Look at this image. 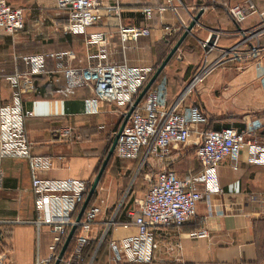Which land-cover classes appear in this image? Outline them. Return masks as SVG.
Here are the masks:
<instances>
[{
    "label": "crops",
    "instance_id": "1",
    "mask_svg": "<svg viewBox=\"0 0 264 264\" xmlns=\"http://www.w3.org/2000/svg\"><path fill=\"white\" fill-rule=\"evenodd\" d=\"M100 1L103 10L108 6L117 7L118 14L105 18L89 32L107 34L108 62L133 67H158L173 49L172 44L183 37L203 11L200 26L195 27L164 70L158 86L167 88L169 105L191 86L182 110L198 105L210 118L221 120L213 122L215 130L232 127L243 132L255 119L264 123V39L261 50L256 52L257 41L249 37L258 18L251 17L239 25L229 14V8L243 0H173L172 4L169 0ZM253 1L264 8V0ZM8 2L15 7L27 5L28 10L35 2L45 9H55L57 16L64 18L54 38L37 48L39 53L72 52L74 59L65 62L76 67H87L94 62L97 48L87 45L84 35L70 36L64 32L68 14L56 9L55 0H30L27 4L26 0ZM147 10H152L150 16ZM119 25L147 27L151 36L123 46ZM23 31L11 38L0 30V106L12 103L19 92L24 107L34 113L35 116L26 121L28 137L34 144L32 154L54 160V167L43 177L52 180L74 178L93 184L108 145L111 140L114 142L124 122L123 111L115 104L100 102L99 113L88 114L87 103L93 99V93L89 89H69L61 74L58 81L55 80L58 75L54 73L62 63L58 59H50L47 64V70L54 77H35L31 89L22 81H12L11 78L27 72L26 66L15 63L16 55H26L30 51L27 31ZM213 34L217 35L216 50L210 58H218L221 51L234 50V54L227 57L231 62L226 69H219L203 82L192 85L206 57L203 44ZM252 64L260 68L256 72L245 69ZM227 117L236 119L225 120ZM67 127L73 129L70 136L57 133ZM260 135L264 137V131ZM192 146L193 151L189 153L175 150L163 166L174 170L180 179L201 172L196 158L197 145ZM131 166H135L133 171ZM151 169L149 164L142 166V159L124 161L114 157L97 192L98 199L105 204L103 215L91 234L94 241L99 243L106 224L114 215L119 216L121 212V219L128 220L129 212L146 194L144 176ZM1 170L0 246L7 241L12 244L11 264H37L49 257L53 235L47 226L37 225L39 215L29 164L24 160L6 159ZM218 175L222 194L214 196L210 202H201L193 221L181 228L162 227L151 231L158 245L153 264H264V167L249 165L244 154L237 171L231 161L226 160L219 166ZM202 230L209 232L208 238L191 237L192 233ZM137 232L135 226L118 228L109 237L120 240L135 236ZM44 234L46 243L42 240ZM100 246L98 244L97 250ZM95 258L92 264H109L108 252L104 262H100L98 256Z\"/></svg>",
    "mask_w": 264,
    "mask_h": 264
},
{
    "label": "built area",
    "instance_id": "2",
    "mask_svg": "<svg viewBox=\"0 0 264 264\" xmlns=\"http://www.w3.org/2000/svg\"><path fill=\"white\" fill-rule=\"evenodd\" d=\"M172 2L169 0L170 4ZM102 6L100 0H55L56 9L68 14L69 22L64 32L70 36L84 35L87 45L97 48L92 64L87 67L67 64L66 59L75 57L72 52L16 55V65L23 64L27 72L11 80L22 81L31 89L35 77L52 75L47 70L48 60L58 59L62 63L54 73L58 77L52 75L55 80L58 81L61 74L69 89H89L93 93V99L87 103L88 114L99 113L98 103L109 102L123 111L125 119L156 71L153 67H133L126 63L107 61V34L89 31L99 26L105 18H111L115 13L117 15L119 10L112 6L103 10ZM146 13L150 16L152 10ZM229 14L239 25L251 17L258 18V24L249 32V37L256 39V52H259L264 39V8H259L253 0H243L232 5ZM24 27V9L11 5L8 0H0V30L14 38ZM166 30L170 31L168 28ZM118 32L123 46L151 36L150 29L143 26L119 25ZM207 43L203 44L204 49ZM214 50L216 45L205 51L206 57L192 85L203 82L219 69H226L231 62L227 57L230 53L234 54V50L221 51L218 58L211 59ZM190 91L191 86L175 103L169 105L165 86L151 89L135 108L119 136L114 157L124 161L142 159V166L149 164L152 169L144 176L147 182L146 194L136 202V208L129 212L128 220L119 222L118 214L114 215L99 238V244L102 245L115 229L135 226L138 230L132 237L110 239L109 264H153L158 245L151 231L162 227L185 226L197 216V207L201 202H210L214 196L222 194L218 168L226 160H230L237 171L246 154L249 165L264 167V137L260 135L264 131V123L255 119L243 132L232 127L219 131L207 130L208 117L199 107L193 105L182 110ZM34 116L32 111L24 107L19 92L14 95L12 103L0 106V180L4 160L18 159L29 164L32 192L39 215L37 225L47 226L53 235L49 257L37 264H54L58 261L59 251H62L70 228L74 226L80 232L72 252L62 263L92 264L96 253L89 263H86L84 253L93 241L91 234L103 215L105 201L98 199V187L95 193L96 204L86 210L80 223L73 219L83 207L92 183L74 178L52 180L43 177L45 172L54 167V160L32 154L34 144L28 137L26 121ZM72 132L73 129L67 127L57 133L70 136ZM193 144L197 145L196 158L202 170L180 179L175 171L163 164L169 161L175 150L181 151ZM191 237L208 238L209 232L202 230L192 233ZM0 264H10L1 250Z\"/></svg>",
    "mask_w": 264,
    "mask_h": 264
},
{
    "label": "rangeland",
    "instance_id": "3",
    "mask_svg": "<svg viewBox=\"0 0 264 264\" xmlns=\"http://www.w3.org/2000/svg\"><path fill=\"white\" fill-rule=\"evenodd\" d=\"M29 1L30 0H26V4ZM31 5H33V6H31L33 8H31L30 10H28L27 5L26 6H20V8H23L24 10H26V12H25L26 13L25 14L26 15L25 16V28H24L23 32L27 31V38L26 39H27V42H28L29 47H30L29 48L30 49L29 54H36V53H39L37 48L40 45L45 44L46 42L48 43L49 41H51L54 38V36L56 35L57 29L61 30L62 20L64 18L57 16L58 14H57L55 9H45L44 7L39 6L35 2H34V4H31ZM245 67H246L245 68L246 70L253 69V71L260 68V66L256 67L253 64L251 66L249 65V66H245ZM262 77H264V75H262ZM262 77L257 78V82H259V79H261ZM112 143H113V141L111 140L109 145H108V150L106 151V154H108L109 148H111ZM193 147L194 146H192V148L189 147V148L183 149L181 151H183L184 153H189L190 151H193ZM134 168H135V166H133V167L131 166V171H133ZM0 212H1V207H0ZM42 240L44 243H46V241H47L46 234H44ZM38 243L39 242L37 240V244ZM11 249H12V244L9 241L3 243L0 246L1 252L7 257L9 263L11 262V254H10ZM98 259L100 262L101 261L104 262L105 260H107V252H106L105 247H103L100 250ZM98 259H97V261H98Z\"/></svg>",
    "mask_w": 264,
    "mask_h": 264
},
{
    "label": "water",
    "instance_id": "4",
    "mask_svg": "<svg viewBox=\"0 0 264 264\" xmlns=\"http://www.w3.org/2000/svg\"><path fill=\"white\" fill-rule=\"evenodd\" d=\"M203 11H201V13L199 14L198 17H196V19L191 23V25L187 28L185 34L183 35V37L180 39V41L175 45V47L172 49V51L169 53V55L167 56V58L165 59V61L161 64V66L158 68V70L156 71V73L152 76L151 80L149 81V83L147 84V86L143 89V91L141 92V94L139 95V97L137 98L134 106L131 108V110L129 111V113L127 114V116L124 119V122L122 123L119 132L116 135V138L114 140V142L112 143V146L109 150L108 156L106 158V160L103 162V165L97 175V178L95 179L94 183L92 184L91 190L88 194V197L83 205V207L81 208L80 214L78 216L77 222L80 223L82 221V218L93 198V196L95 195L97 188L99 187L101 180L105 174V171L109 165L110 160L114 157V153H115V149L117 147V143H118V139L119 136L122 134L124 128L126 127L127 123L129 122V119L132 115V113L134 112L135 108L138 107L143 100L145 99L146 95L148 94V92L153 88V86L155 85V83L158 81V79L160 78V76L162 75V73L164 72V70L167 68V66L169 65V63L171 62V60L174 58V56L179 52V50L181 49L183 43L185 42V40L192 35L193 30L195 29V27L200 26L199 24V20L201 18V16L203 15ZM216 39H217V35L213 34L212 37L210 38V40L207 43V46L205 48V51H209L210 48L214 47L216 44ZM77 231V226H74L62 248V251L59 255V259L55 264H62L63 259L65 258L66 252L75 236V233Z\"/></svg>",
    "mask_w": 264,
    "mask_h": 264
},
{
    "label": "trees",
    "instance_id": "5",
    "mask_svg": "<svg viewBox=\"0 0 264 264\" xmlns=\"http://www.w3.org/2000/svg\"><path fill=\"white\" fill-rule=\"evenodd\" d=\"M65 12V11H64ZM67 13V12H66ZM68 19V18H67ZM68 22H69V20L67 21V24H68ZM180 41V39H177L172 45V48H174L175 47V44L176 43H178ZM172 51V49H170L169 50V53ZM169 55V54H168ZM177 55V54H176ZM176 55L174 56V58L176 57ZM173 58V59H174ZM166 59V58H165ZM165 59H164V61H165ZM172 59V60H173ZM171 60V61H172ZM163 61V62H164ZM162 62V63H163ZM162 63H160L159 65H158V67H155L154 69H155V71H157L158 70V68L161 66V64ZM171 63V62H170ZM169 63V64H170ZM163 74H164V72L162 73V75L160 76V78L158 79V81L155 83V85L153 86V88L152 89H155L158 85H159V83H160V81H161V79L163 78ZM195 106H197V107H199L198 105H195ZM200 108V107H199ZM200 110H201V108H200ZM202 111V110H201ZM203 113H204V111H202ZM207 117H208V121H209V124H208V127H207V130H211V131H219V130H215L214 128H213V122L214 121H221V120H218V119H216V118H210L206 113H204ZM232 120V119H236V117H227V118H225V120ZM110 150V149H109ZM109 153V152H108ZM107 156H108V154H106L105 155V157H104V160H103V162L106 160V158H107ZM113 159H114V157L110 160V162H109V165H108V167H107V169H106V171H105V174H104V176H103V178H102V180H101V182H103V180H104V178H105V176H106V173H107V171H108V169L111 167V165L113 164ZM102 165H103V163L101 164V166H100V168H99V170H98V173H99V171H100V169H101V167H102ZM174 171V170H173ZM91 187L92 186H90V190H91ZM89 190V191H90ZM86 199H87V197H86ZM94 204H96V194L93 196V198H92V200H91V202H90V204H89V206H88V208L87 209H89L91 206H93ZM82 208V207H81ZM81 208L79 209V211L76 213V215L74 216V220H76L77 221V219H78V216H79V214H80V211H81ZM129 212V211H128ZM128 212H127V214H128ZM125 213V212H124ZM123 215V213H121L120 212V214H119V216H118V221L119 222H124V220H122L121 219V216ZM71 230H72V228H70V231H69V233L71 232ZM79 232H80V230L79 229H77V231H76V233H75V236H74V238H73V240H72V242H71V244H70V246H69V248H68V250H67V252H66V255H65V258H67L69 255H70V253L72 252V250H73V247H74V245H75V240H76V238H77V236H78V234H79ZM109 241H110V237H109V239H108V241H106V242H104L101 246H100V248H99V250H97V248H98V241H92L91 242V244H90V246L89 247H87V249L85 250V253H84V257H85V261H86V263H89L90 261H91V259H92V257H93V255L96 253V258H97V256H99V253H100V250L103 248V247H105V249H106V252H108L109 253ZM61 253V250L59 251V254ZM96 258H95V260H96ZM55 264V263H54ZM63 264V263H62Z\"/></svg>",
    "mask_w": 264,
    "mask_h": 264
}]
</instances>
